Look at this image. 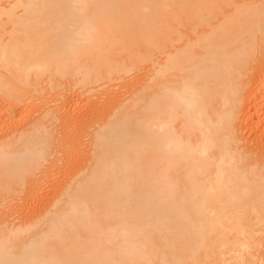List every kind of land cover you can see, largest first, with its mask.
Instances as JSON below:
<instances>
[{
    "label": "bare ground",
    "instance_id": "6f19581e",
    "mask_svg": "<svg viewBox=\"0 0 264 264\" xmlns=\"http://www.w3.org/2000/svg\"><path fill=\"white\" fill-rule=\"evenodd\" d=\"M258 100L264 0H0V264H264Z\"/></svg>",
    "mask_w": 264,
    "mask_h": 264
},
{
    "label": "rangeland",
    "instance_id": "374dc122",
    "mask_svg": "<svg viewBox=\"0 0 264 264\" xmlns=\"http://www.w3.org/2000/svg\"><path fill=\"white\" fill-rule=\"evenodd\" d=\"M129 77H131L132 79H133V77L132 76H129ZM128 77V78H129ZM135 81H136V79L134 78L133 80H132V82H133V84L135 83ZM112 84V85H111ZM129 84V83H128ZM118 87H117V86ZM127 86V77L125 78V80H121V81H112V82H110V84H109V86L107 85L106 87L107 88H102V89H98V91H95V94H94V92H92V93H88V92H86V94H85V92L83 93V95H82V97H83V99H85L84 100V102H89L90 101V104H91V106L93 105V104H95L98 100H100V102L102 101L101 100V98H103V100L105 99V101L106 100H108L109 101V99H113V97H118V96H120V95H123V94H126L127 92H128V87H126ZM113 86V87H112ZM116 87V88H115ZM97 92V93H96ZM99 92V93H98ZM104 94V96H102L101 98H100V94ZM107 93V94H106ZM98 96H97V95ZM106 94V95H105ZM95 95V96H94ZM50 96V97H49ZM92 97V99H91V97ZM109 96V97H108ZM99 97V98H98ZM106 97H108V98H106ZM50 99L51 98V95H48L47 96V99ZM52 99V98H51ZM90 99V100H89ZM87 100H89V101H87ZM263 101L264 100H262V102H260L259 100L255 103V104H258L256 107L254 106V104H251L250 106H249V108L248 107H246L245 105H243V106H245L246 108H247V110H245L246 112H243L242 111V113H243V115H242V117L244 118V121H243V119L242 118H240V119H242V121L241 120H239V123H240V125L242 126V132H239V130H238V133H240L239 135H240V137H241V133H242V137H244L243 139H245V140H247V142L245 143V142H243L242 141V144L244 145H246L247 143H248V141L249 142H251V144H253L254 146L255 145H257V144H254V142L255 141H253L254 140V138L255 139H259L260 140V135H262V133H264V103H263ZM93 102V103H92ZM99 102V101H98ZM102 102H104V101H102ZM107 102V101H106ZM259 103H261V104H259ZM245 104H247V103H245ZM247 106H248V104H247ZM245 107H243V109L242 110H244L245 109ZM250 107H253V108H250ZM258 107V108H257ZM255 108V109H254ZM252 109V110H251ZM254 109V110H253ZM258 109V112L256 111ZM83 111V110H82ZM255 112L256 111V113H255V115L252 113V112ZM260 111V112H259ZM85 112V111H84ZM241 113V114H242ZM245 113V114H244ZM247 113V114H246ZM257 113H259V114H257ZM260 115V116H257V115ZM245 116H246V118H245ZM250 118V119H249ZM253 118V119H252ZM247 121H246V120ZM244 122V123H243ZM243 125H244V127H243ZM241 126H240V128H241ZM239 128V129H240ZM241 131V130H240ZM263 131V132H262ZM259 136V137H258ZM249 140H248V139ZM257 139V140H258ZM256 140V141H257ZM253 142V143H252ZM258 142V141H257ZM248 144H250V143H248ZM247 144V145H248ZM250 144V145H251ZM249 145V146H250ZM253 145H251V146H253ZM251 146H250V148H251ZM76 151V150H75ZM76 153H78L76 156H78V155H81L82 154V152L80 153L79 151H76ZM80 153V154H79ZM78 157H80V156H78ZM62 165H65V163L64 162H62V161H59V164L58 165H56L55 167H57L56 168V171H55V167H54V169H51V172H46L47 170H48V168H46V171H45V169H44V172L47 174H45L44 172H43V174H45V175H43V176H46L45 178L43 177L42 178V175H40L41 176V178H42V181L45 179V181L44 182H42L41 183V189H40V187H39V189L43 192L42 193V195L44 194V196H45V199L43 198V200H44V202H46L47 201V199L50 197V195L52 194V192L53 191H55V188H56V185L58 184L57 183V181H60V180H62V175H63V171H61V172H59V170H57V169H59L60 167L61 168H63V166ZM48 167H50V165H48ZM61 168H60V170H61ZM50 169V168H49ZM63 170V169H62ZM55 173H54V172ZM52 172L54 173V174H52ZM51 173V175H49ZM62 173V174H61ZM61 174V175H60ZM64 178V177H63ZM47 179V180H46ZM55 180V181H54ZM53 181V182H52ZM54 184V185H53ZM44 185V186H43ZM58 186V185H57ZM43 187V188H42ZM54 188V189H53ZM43 189V190H42ZM38 190V189H37ZM39 190V191H40ZM50 194V195H49ZM48 197V198H47ZM47 198V199H46ZM18 201V200H17ZM16 204H17V202L16 201H14ZM21 202V201H20ZM15 203H13L14 205H16ZM19 203V202H18ZM34 206H33V205ZM9 205H11L10 207L11 208H13L14 210H17L18 212H20V213H25V215H27V213H29V215L32 213V212H37L39 209H40V206H41V204L38 202V201H32V203H31V205L29 206V204H27V205H23V204H21V203H19V205L24 209V207H25V209L23 210V209H21V207H19V208H17L19 205L17 204V207L16 206H14V207H12V204H9ZM24 207H23V206ZM33 206V207H32ZM9 207V206H8ZM9 207V208H10ZM27 207H31L30 209L29 208H27ZM8 208V209H9ZM6 209H7V207H6ZM6 209H4V211H6ZM7 209V210H8ZM12 209V210H13ZM28 209V210H27ZM34 209V210H33ZM21 210H22V212H21ZM37 210V211H36ZM9 211V210H8ZM8 211H6V212H8ZM10 211H11V209H10ZM28 211V212H27ZM32 211V212H31ZM0 213H1V215H0V217L3 215L2 213H3V208H2V210L0 209Z\"/></svg>",
    "mask_w": 264,
    "mask_h": 264
}]
</instances>
